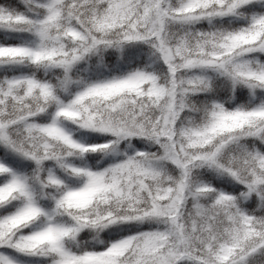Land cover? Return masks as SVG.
Returning a JSON list of instances; mask_svg holds the SVG:
<instances>
[{"label":"snow or ice","instance_id":"obj_1","mask_svg":"<svg viewBox=\"0 0 264 264\" xmlns=\"http://www.w3.org/2000/svg\"><path fill=\"white\" fill-rule=\"evenodd\" d=\"M0 264H264V0H0Z\"/></svg>","mask_w":264,"mask_h":264}]
</instances>
